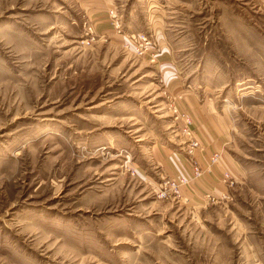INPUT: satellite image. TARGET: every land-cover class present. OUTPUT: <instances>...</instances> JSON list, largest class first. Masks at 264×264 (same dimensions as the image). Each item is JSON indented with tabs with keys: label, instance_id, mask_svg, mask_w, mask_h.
Here are the masks:
<instances>
[{
	"label": "rangeland",
	"instance_id": "rangeland-1",
	"mask_svg": "<svg viewBox=\"0 0 264 264\" xmlns=\"http://www.w3.org/2000/svg\"><path fill=\"white\" fill-rule=\"evenodd\" d=\"M0 264H264V0H0Z\"/></svg>",
	"mask_w": 264,
	"mask_h": 264
},
{
	"label": "built area",
	"instance_id": "built-area-1",
	"mask_svg": "<svg viewBox=\"0 0 264 264\" xmlns=\"http://www.w3.org/2000/svg\"><path fill=\"white\" fill-rule=\"evenodd\" d=\"M134 41H136L137 45H138V50L140 53L145 52L146 50H148L149 47L152 46V39L144 34V35H139L138 37H133ZM87 43L90 42V39H86ZM193 173L195 176H200L202 173L199 170V168H194ZM186 182V179L184 177H181L178 181H176V183L174 184V186H179L181 184H184Z\"/></svg>",
	"mask_w": 264,
	"mask_h": 264
},
{
	"label": "clouds",
	"instance_id": "clouds-1",
	"mask_svg": "<svg viewBox=\"0 0 264 264\" xmlns=\"http://www.w3.org/2000/svg\"><path fill=\"white\" fill-rule=\"evenodd\" d=\"M169 67L171 68V73H165L161 77V82L165 86H169L179 76V69L175 65H169Z\"/></svg>",
	"mask_w": 264,
	"mask_h": 264
}]
</instances>
